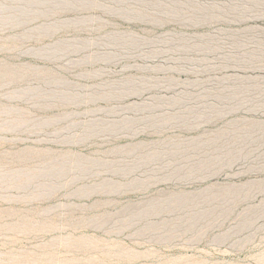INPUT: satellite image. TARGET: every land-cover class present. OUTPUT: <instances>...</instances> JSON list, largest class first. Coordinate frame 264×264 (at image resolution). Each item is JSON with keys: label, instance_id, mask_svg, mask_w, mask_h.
I'll use <instances>...</instances> for the list:
<instances>
[{"label": "rangeland", "instance_id": "374dc122", "mask_svg": "<svg viewBox=\"0 0 264 264\" xmlns=\"http://www.w3.org/2000/svg\"><path fill=\"white\" fill-rule=\"evenodd\" d=\"M16 1L0 264H264V0Z\"/></svg>", "mask_w": 264, "mask_h": 264}, {"label": "bare ground", "instance_id": "6f19581e", "mask_svg": "<svg viewBox=\"0 0 264 264\" xmlns=\"http://www.w3.org/2000/svg\"><path fill=\"white\" fill-rule=\"evenodd\" d=\"M25 1H27L28 2V4L31 6L30 8H32V6L34 5H36L37 3H39V1L38 0H36V1H38L37 3L35 2V0H17L16 2H20V3H22V4H24V3H26V5H27V2H25ZM41 1H43V3H52L53 4V0H41ZM54 1H58V0H54ZM60 1V0H59ZM56 2H54V3H56ZM66 2V0H61L60 1V3H62V4H66L65 3ZM43 3L41 4V2H40V4L39 5H42L43 6ZM18 4V3H17ZM69 4V3H68ZM25 5V4H24ZM29 5H27L28 6V8H29ZM38 5V4H37ZM45 5V4H44ZM67 5V4H66ZM16 6H18V5H16ZM26 6V7H27ZM41 6V7H42ZM7 7V6H6ZM6 7L5 6H3V5H1L0 4V13L2 14V13H5L6 12ZM21 9H19V10H24V9H22V7L21 6H19ZM18 7V8H19ZM26 7H25V9H26ZM37 7V6H36ZM48 7V6H47ZM209 7H211V6H209ZM215 7V5L213 6L212 5V9ZM11 8V7H10ZM12 8H13V6H12ZM14 8H16L15 6H14ZM39 9H40V6L38 7ZM33 9V8H32ZM36 9L37 8H35V11H36ZM50 9V8H49ZM52 9V8H51ZM170 9V8H169ZM215 9V8H214ZM219 9V8H218ZM14 11H16V9H13ZM29 10H31V9H29ZM28 10V11H29ZM38 10V9H37ZM25 11V10H24ZM32 11V10H31ZM34 11V10H33ZM34 11V12H35ZM43 11V10H42ZM42 11H38V12H42ZM16 12H19V11H16ZM22 12V11H21ZM30 12V11H29ZM33 12V13H34ZM37 12V13H38ZM23 13V12H22ZM31 13V12H30ZM33 13L31 14V15H33ZM36 13V12H35ZM43 13V12H42ZM206 13V12H205ZM0 14V15H1ZM18 14V13H17ZM26 14H29V13H26ZM19 15H21V13L19 14ZM23 15H25L24 13H23ZM1 16H4V15H1ZM17 16V15H16ZM16 16H14V17H16ZM4 17H8V16H4ZM9 17H13V15H11V16H9ZM12 19H14V18H12ZM2 21H3V19H1ZM17 21V20H16ZM52 24H54V23H52ZM47 25V24H46ZM45 25V26H46ZM55 25V24H54ZM54 25H52L53 27H54ZM44 25L42 26V27H40L41 29L43 28V27H45ZM49 27V26H48ZM48 27H46V30L48 29ZM53 27H50L51 29L53 28ZM45 30V31H46ZM72 43V42H71ZM59 45H61L62 43L61 42H59L58 43ZM49 50V49H48ZM52 50V49H51ZM47 51V50H46ZM50 52V51H49ZM48 91V90H47ZM60 91H62V90H60ZM25 92H26V90H25ZM27 92H28V90H27ZM39 90H34V91H31V95L33 94L34 96H40V95H38L39 93ZM41 92V91H40ZM53 92H55V94H56V91H53ZM52 92V93H53ZM68 91H66V92H59L58 93V91H57V94H58V97H59V95H60V97H62L63 99H68V100H72L73 99V95H71L69 92L67 93ZM23 93V92H22ZM34 93H36L37 95H35ZM42 93V92H41ZM25 94V93H24ZM23 94V95H24ZM29 94H30V92H29ZM56 94V95H57ZM45 96V95H44ZM55 96V95H54ZM178 96V95H177ZM182 97H183V95H179V98H181L182 99ZM184 99V98H183ZM148 106L150 105V104H147ZM146 106V105H145ZM177 117L179 118V119H183L184 117H183V115H177ZM264 134V133H263ZM254 150V149H253ZM263 152V151H262ZM257 154V153H256ZM153 155V154H152ZM154 156H155V154H154ZM264 156V155H263ZM254 159V158H253ZM259 160V159H258ZM68 163V162H67ZM66 163V160H65V162H63V161H61L60 162V164H53V165H47L45 168H43L41 171H40V173H39V175H37V176H35V175H33V173H31V172H24V171H22V173H21V175L20 176H15V179H17V180H22L24 177L26 178V179H23V181H22V184H29V183H31L32 184V182H31V180L32 179H37V178H39V179H43V178H41V177H44V178H48V180H54L55 178H58L56 175H57V173L59 174V173H63L64 171H67L66 169L68 168V169H70L69 167H67L68 166V164ZM263 164V163H262ZM82 169V168H81ZM254 170V169H253ZM39 176H41V177H39ZM5 177V176H4ZM4 177H0V179L1 178H4ZM50 178V179H49ZM1 180H4V179H1ZM37 181V180H36ZM40 181V180H39ZM45 181H47L46 179H45ZM45 181H40L38 184H35L36 185V188L37 189H42V190H44V189H47V188H53L54 187V184L55 183H53L52 184V181H51V184H49L48 182H45ZM1 182V181H0ZM54 182H56L57 183V180L56 181H54ZM4 183V182H3ZM48 183V184H47ZM17 184H19V183H17ZM21 184V183H20ZM19 184V185H20ZM31 184H30V186H31ZM38 185V186H37ZM56 185L57 184H55V187H56ZM18 186V185H17ZM29 186V187H30ZM259 186V185H258ZM261 186V185H260ZM23 187V186H22ZM21 187V188H22ZM28 187V186H27ZM20 188V187H19ZM24 188V187H23ZM26 189V188H25ZM32 191H33V189H32ZM264 203V202H263ZM259 208V207H258ZM255 210H257L256 208H255ZM249 211L250 213L249 214H245V217H244V219H243V222H245V225H249V223H251L252 222V220H253V218H255L256 216H257V214L259 213V211L260 212H263L264 211V207L263 208H261V210H259L258 212L257 211ZM248 212V211H247ZM246 212V213H247ZM257 212V213H256ZM198 212H194V213H192V215H190L189 216V218H191L192 220H196V219H198ZM262 215V214H261ZM258 217V216H257ZM255 220V219H254ZM257 220V219H256ZM244 224V223H243Z\"/></svg>", "mask_w": 264, "mask_h": 264}]
</instances>
